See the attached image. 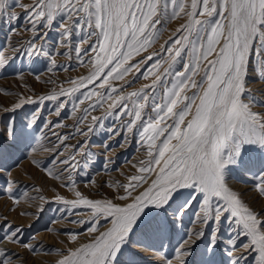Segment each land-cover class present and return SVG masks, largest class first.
I'll return each mask as SVG.
<instances>
[{
  "label": "snow or ice",
  "instance_id": "6c2138e0",
  "mask_svg": "<svg viewBox=\"0 0 264 264\" xmlns=\"http://www.w3.org/2000/svg\"><path fill=\"white\" fill-rule=\"evenodd\" d=\"M178 19L159 51L149 52ZM0 24L5 41L31 33L12 51L45 58L49 73L72 70L54 54L70 60L74 54L76 66L88 69L59 85L49 78L44 83L56 85L50 92L3 109L0 190L14 204L25 195L11 179L16 161L36 151L38 132L56 138L44 149L49 161L32 164L74 193L54 195L60 218H82L70 220L80 231L65 232L76 246L52 250L55 264H144L147 253L148 264H264V203L253 206L229 183L237 173L250 177V190L264 201V87H250L264 85V0H0ZM141 80L147 82L128 90ZM47 102L58 118L76 114L73 133L53 131L69 125L44 118ZM25 105L35 108L18 118ZM100 132L107 133L103 171L115 163L107 153L132 137L144 154L127 182L108 185L111 198L93 199L76 184L96 163L88 138ZM76 134L84 141L69 143ZM43 211L37 209V219ZM190 211L193 226H186ZM0 220V241L36 253L22 226ZM20 259L0 249V264Z\"/></svg>",
  "mask_w": 264,
  "mask_h": 264
},
{
  "label": "rangeland",
  "instance_id": "374dc122",
  "mask_svg": "<svg viewBox=\"0 0 264 264\" xmlns=\"http://www.w3.org/2000/svg\"><path fill=\"white\" fill-rule=\"evenodd\" d=\"M22 3L28 4L31 0H21ZM17 13H22L23 9L16 7L14 9ZM183 20H174L168 26L167 30L163 33L157 43L153 45L149 52H157L160 46L167 38L172 35L175 29L182 23ZM22 28V25H21ZM8 35L7 27L0 24V56L6 57L7 60L4 63H0V127L3 126V119H6L8 114L3 112L5 107L11 108L14 102H19V98L31 96L33 98L50 92L56 85L45 84L44 81L51 78L57 82V85L64 83L68 78H75L79 75L87 74L88 69L86 67H77L74 54L70 60L65 55H55L54 58L57 64L72 66V70L63 71L55 69L49 73L46 70L48 61L40 57L36 60H30L23 55L22 52H13L12 48H20V42L27 43V40L31 37V33L21 32L20 35H11L10 38L5 41V37ZM54 35V34H53ZM51 51V44L46 45ZM152 62H149L151 64ZM144 67V66H142ZM33 73L40 75V80L37 81ZM147 81H139L135 83L129 91L134 88H138L141 83ZM67 87V84H64ZM256 86V87H255ZM250 87L253 90L264 87L259 83H252ZM54 107L51 102H47V107L43 109L44 118L47 120L57 121L62 120L64 124L69 125L68 128H55L53 131L61 133H73L74 132V120L75 115L68 117L67 113L62 114L61 117H56L50 113V110ZM35 108V105H25L24 108L17 110V117H23L25 113H30ZM93 115H99V112L92 113ZM81 127H83L81 125ZM38 143L36 145V151L31 153L28 158L21 157L16 161L18 167L13 166L12 177L21 186V191L25 193L21 197L18 204H14L9 195L0 190V218L7 217L14 227L22 226L24 229V242L31 243L36 246L37 251L35 254L26 251L18 244L10 243L8 240L0 241V249H8L12 252L19 253L20 260H15L14 263L21 264H55L58 256L53 249H66L68 247H75L76 244L69 242V237L65 235L67 230L80 231V226L70 223L72 219H80L82 217L73 216L70 213L64 218L62 213L56 211L61 205L53 201L55 194H60L66 198H74V193L66 187H61L62 181L53 180L48 177L43 171L38 170L33 164V159H38L47 163L51 157V153L45 151L52 147L51 142H55L56 138L51 135L47 129H44L43 133H37ZM107 133L100 132L99 134H90L88 147L91 152L96 154V163L90 168L89 176L78 177L76 188L85 195L93 199L102 197L111 198L114 195V189L108 185L115 183L116 181L127 182V177L135 174L136 170L132 165L143 157V149L137 151L138 144L136 138L132 137L130 143H125L123 149L115 147L113 151L108 152L107 156L110 159H114L115 163L110 165L109 171L105 172L102 169L104 163L105 151L101 146ZM84 137L76 134V138L70 140L69 143L75 144L77 140L84 141ZM120 138L117 137L116 141ZM67 154V153H65ZM89 178L94 179L95 183H88ZM229 183L237 190L242 192L245 200L253 206L259 208L264 201H260L256 194L250 190L251 178L243 176L239 173L235 174ZM2 185V181H0ZM45 199L42 200L40 197ZM38 208H43L44 211L39 214L40 218L37 219L35 213ZM21 213H33V215H21ZM192 219V213L184 217V223L186 226H193L190 224ZM56 221L53 223V221ZM0 222H3L0 220ZM32 227L29 228L28 225ZM51 228V231L46 229ZM2 235V233H0ZM87 236H81L78 239V243L84 242ZM179 239L178 236L173 235L172 243L175 244ZM50 253V254H49ZM151 253L146 254L144 264H148V260L151 259ZM225 262L227 257H224Z\"/></svg>",
  "mask_w": 264,
  "mask_h": 264
},
{
  "label": "bare ground",
  "instance_id": "6f19581e",
  "mask_svg": "<svg viewBox=\"0 0 264 264\" xmlns=\"http://www.w3.org/2000/svg\"><path fill=\"white\" fill-rule=\"evenodd\" d=\"M256 87V86H255ZM48 131V130H47ZM123 149V148H122ZM250 202V201H249ZM14 264H21V263H14Z\"/></svg>",
  "mask_w": 264,
  "mask_h": 264
}]
</instances>
